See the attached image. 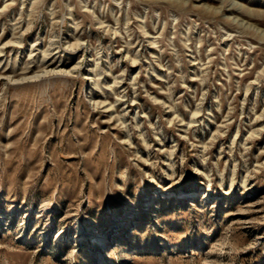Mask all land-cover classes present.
I'll use <instances>...</instances> for the list:
<instances>
[{"label":"rangeland","instance_id":"obj_1","mask_svg":"<svg viewBox=\"0 0 264 264\" xmlns=\"http://www.w3.org/2000/svg\"><path fill=\"white\" fill-rule=\"evenodd\" d=\"M0 264H264V0H0Z\"/></svg>","mask_w":264,"mask_h":264}]
</instances>
